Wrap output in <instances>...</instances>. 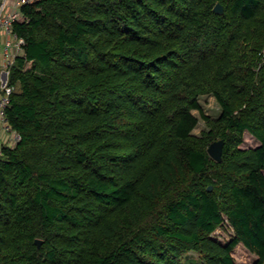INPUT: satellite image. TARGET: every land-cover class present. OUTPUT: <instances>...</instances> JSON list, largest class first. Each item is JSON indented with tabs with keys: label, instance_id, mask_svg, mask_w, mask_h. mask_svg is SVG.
<instances>
[{
	"label": "trees",
	"instance_id": "1",
	"mask_svg": "<svg viewBox=\"0 0 264 264\" xmlns=\"http://www.w3.org/2000/svg\"><path fill=\"white\" fill-rule=\"evenodd\" d=\"M21 10L6 109L21 139L1 149L0 264H188L190 251L246 264L233 256L241 243L264 264V0ZM246 132L257 147L242 146ZM220 139L218 162L208 148ZM226 225L224 243L213 234Z\"/></svg>",
	"mask_w": 264,
	"mask_h": 264
},
{
	"label": "built area",
	"instance_id": "2",
	"mask_svg": "<svg viewBox=\"0 0 264 264\" xmlns=\"http://www.w3.org/2000/svg\"><path fill=\"white\" fill-rule=\"evenodd\" d=\"M35 1L37 0H0V30H4L9 36L4 47L5 67L8 75L0 85V131L12 135L13 145L21 139V135L12 129L6 113L11 102V95L15 90V87L9 83L10 67L14 64L16 57L23 53L26 43L25 39L15 32L14 24L24 18L22 6Z\"/></svg>",
	"mask_w": 264,
	"mask_h": 264
},
{
	"label": "rangeland",
	"instance_id": "3",
	"mask_svg": "<svg viewBox=\"0 0 264 264\" xmlns=\"http://www.w3.org/2000/svg\"><path fill=\"white\" fill-rule=\"evenodd\" d=\"M200 104L204 112L210 116L217 117L221 108L217 101V99L211 95H203L200 97ZM194 113L199 117V125L195 129L194 133L199 135L204 129L207 128L205 121L201 118V114L199 110H194ZM259 142L256 140L254 136H252L249 132L245 133V142L242 145L244 148L257 147ZM233 234L232 228L228 225L219 227L215 232L214 236L221 240L222 242H227L230 240ZM233 256L235 260L239 263L251 264L258 259V256L247 249L242 243L239 244L233 251ZM184 262L188 264H200V258L197 252L190 251L185 255Z\"/></svg>",
	"mask_w": 264,
	"mask_h": 264
},
{
	"label": "crops",
	"instance_id": "4",
	"mask_svg": "<svg viewBox=\"0 0 264 264\" xmlns=\"http://www.w3.org/2000/svg\"><path fill=\"white\" fill-rule=\"evenodd\" d=\"M8 38V34L4 30H0V85L2 80H5L8 75L4 60V47ZM4 145H13L12 135L7 134L4 131H0V148H2Z\"/></svg>",
	"mask_w": 264,
	"mask_h": 264
},
{
	"label": "water",
	"instance_id": "5",
	"mask_svg": "<svg viewBox=\"0 0 264 264\" xmlns=\"http://www.w3.org/2000/svg\"><path fill=\"white\" fill-rule=\"evenodd\" d=\"M214 11L216 13H223L224 12L223 5L221 3H217L216 6L214 7ZM224 146H225V141L223 139L212 142L208 148V152L210 156L216 161L221 162L223 159ZM208 189L212 190V186H210ZM41 242L42 241L40 239H37L38 244H41Z\"/></svg>",
	"mask_w": 264,
	"mask_h": 264
}]
</instances>
